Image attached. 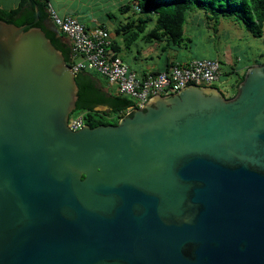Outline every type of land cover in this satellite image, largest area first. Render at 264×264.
I'll use <instances>...</instances> for the list:
<instances>
[{"label":"water","instance_id":"95a60500","mask_svg":"<svg viewBox=\"0 0 264 264\" xmlns=\"http://www.w3.org/2000/svg\"><path fill=\"white\" fill-rule=\"evenodd\" d=\"M35 12L0 18V264H264V63L72 130Z\"/></svg>","mask_w":264,"mask_h":264},{"label":"crops","instance_id":"0c3cea01","mask_svg":"<svg viewBox=\"0 0 264 264\" xmlns=\"http://www.w3.org/2000/svg\"><path fill=\"white\" fill-rule=\"evenodd\" d=\"M19 4L20 0H0L3 10L17 8ZM49 4L61 15L76 16L88 28L97 24L106 28L115 53L139 78L194 58H217L221 63L218 87L222 85L232 93L228 95L231 97L246 70L251 65L264 63L261 43L264 27L262 35L257 36L239 21L206 14L201 9L187 15L183 36L176 44L156 28L157 15L149 14L152 18L147 20L148 15L139 11L133 0H48ZM131 33L135 35L127 44ZM65 40L70 43L68 38ZM106 85L115 93L113 86ZM97 109L107 110L108 106L101 105Z\"/></svg>","mask_w":264,"mask_h":264},{"label":"trees","instance_id":"16d2710c","mask_svg":"<svg viewBox=\"0 0 264 264\" xmlns=\"http://www.w3.org/2000/svg\"><path fill=\"white\" fill-rule=\"evenodd\" d=\"M133 3L139 11L148 15L147 20L152 18L149 14L157 15L158 25L156 28L169 35L172 38V43L176 44L179 42L178 38L183 36V25L187 15L194 9H201L206 14L232 18L243 23L257 36H261L263 32L264 0H133ZM36 5L39 8L40 16L36 25L41 27L53 44L63 51L65 59L70 65L71 44L65 40L66 35L58 29L51 17L48 0H20L17 8L11 10L0 8V18L17 25L33 22L36 16ZM124 32L128 33L126 29ZM134 35V33L129 34L127 44L131 43ZM244 76L245 74L240 78L238 85ZM76 80L79 86L77 109L87 113L88 121L86 123L92 127L99 124H116L124 114L123 111L129 106L130 100L117 94L115 88V93L108 90L107 78L95 70L84 69L76 73ZM101 105L108 106V109H97Z\"/></svg>","mask_w":264,"mask_h":264},{"label":"built area","instance_id":"2783aa9c","mask_svg":"<svg viewBox=\"0 0 264 264\" xmlns=\"http://www.w3.org/2000/svg\"><path fill=\"white\" fill-rule=\"evenodd\" d=\"M49 13L70 41L73 72L76 74L88 69L104 75L117 94L130 100L124 114L144 106L154 95L171 94L189 84L218 86L221 63L217 58H194L139 78L112 49V40L106 28L98 24L88 28L76 16L60 15L51 4ZM68 125L72 130L82 128L85 125L83 115L70 116Z\"/></svg>","mask_w":264,"mask_h":264},{"label":"rangeland","instance_id":"374dc122","mask_svg":"<svg viewBox=\"0 0 264 264\" xmlns=\"http://www.w3.org/2000/svg\"><path fill=\"white\" fill-rule=\"evenodd\" d=\"M262 39H264V33H263V38H262ZM263 41H264V40H261L262 47H264V42H263ZM259 42H260V41H259ZM219 88H220L221 90H223V92L226 94V96H228L229 94H232V93H228V92L226 91V89L222 87V85H220ZM235 93H236V92H235ZM235 93H234V94H235ZM74 115H83L85 123L88 121V120H87V119H88V115H87V113H86L85 111L81 110V109H75V110L71 113V116H74Z\"/></svg>","mask_w":264,"mask_h":264}]
</instances>
